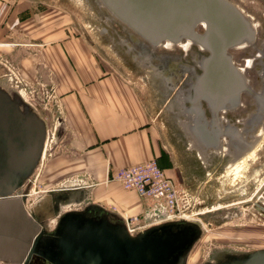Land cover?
Listing matches in <instances>:
<instances>
[{
	"label": "rangeland",
	"instance_id": "obj_1",
	"mask_svg": "<svg viewBox=\"0 0 264 264\" xmlns=\"http://www.w3.org/2000/svg\"><path fill=\"white\" fill-rule=\"evenodd\" d=\"M238 1L261 21L256 42L263 44L264 0ZM68 36L83 37V45L106 66L105 72L131 84L145 102H153V118L170 136L168 149L182 160L185 180L176 185L181 190L184 221L196 222L203 228V236L193 247L188 264H202L217 249L237 253L264 249V212L259 208L264 206V136L260 150L249 158L240 179L232 180L225 171L229 155L211 158L210 154L211 161L206 167L197 151L189 146L188 137L182 138L178 121L184 118L173 101V91L168 88L169 77L174 75L169 65L179 63L181 69L195 66L198 48L192 46L185 51L186 47L179 45L173 51L160 49L151 56L150 47L115 21L98 0H0V96L31 117L33 125L37 122L43 135L35 159L24 171L19 170L20 177L13 186H0V195L13 200L29 193L35 198L44 192L67 191L63 186L79 184L77 177L83 172L74 165V132L63 103L66 95L59 91L61 84L56 70L45 55V50L58 44L47 39ZM239 58L245 61L247 56L241 53ZM164 70L166 73L168 70L167 75ZM84 187L87 185L78 188ZM94 198L110 210L119 211L102 199L98 191ZM29 204L30 201L26 204L27 216L37 221L35 214L39 208L29 212ZM222 210L228 211L214 217ZM202 215L209 216L206 222ZM133 217L125 215V222L135 230L143 229V218L134 222ZM26 226L35 229L39 225L26 222ZM14 257L0 255V264H16L14 261L18 264L23 260L22 256Z\"/></svg>",
	"mask_w": 264,
	"mask_h": 264
},
{
	"label": "water",
	"instance_id": "obj_2",
	"mask_svg": "<svg viewBox=\"0 0 264 264\" xmlns=\"http://www.w3.org/2000/svg\"><path fill=\"white\" fill-rule=\"evenodd\" d=\"M99 2L113 19L152 47L163 43L176 45L186 41L207 53L199 62L203 73L189 84L187 96L182 93L181 98L185 102L180 103L187 119L184 130L196 141V149L202 152L208 148H218L221 133L213 134L211 142H202L201 138H206L209 133L200 137L195 124L198 123L201 129L208 132L209 122L202 108L203 103L211 111L212 118L217 120L220 110H234L239 105L241 93L248 92L256 97L231 55L234 48L250 47L256 43L258 29L251 18L231 0ZM214 63L218 70L229 76L233 86V95L226 102H214L215 99L210 95L203 94L205 90L213 89L212 86L201 89V94L195 92L199 86H203L201 78ZM93 191L94 186H87L67 191L44 192L35 198L23 196L20 200L16 198L0 201V255L23 257L19 254V240L25 234L32 235L40 231L39 239L44 238L45 258L52 264H169L170 257L182 241H185L184 245L188 248L198 240L202 232L198 224H192L198 231L197 234H191L190 239L184 240L183 234L181 235L183 231L175 236L170 235L169 229L172 226L190 224L181 219H174L133 235L126 223L114 226L107 221H96L93 216H87L92 213L94 215L97 211L109 213L104 205L94 201ZM28 200L29 212L55 203L56 213L50 216L48 225H39L27 216ZM224 212L217 211L215 214ZM37 216L38 220L42 219L39 214ZM201 217L203 221H207L208 215ZM22 220L23 223L25 221L23 225ZM26 222L30 225L34 222L39 226L35 229L29 228ZM15 227L17 229L13 234L12 229ZM157 230L162 233L156 235ZM243 254L246 255L243 261L224 264H264V249ZM14 262L17 264V261ZM22 262L23 260L18 264ZM212 264L219 263L213 261Z\"/></svg>",
	"mask_w": 264,
	"mask_h": 264
},
{
	"label": "crops",
	"instance_id": "obj_3",
	"mask_svg": "<svg viewBox=\"0 0 264 264\" xmlns=\"http://www.w3.org/2000/svg\"><path fill=\"white\" fill-rule=\"evenodd\" d=\"M61 39H47L58 44L45 50V55L56 70L59 91L66 95L63 103L74 132V165L83 172L77 177L79 184L63 187L94 186V201L98 191L122 216L144 220L150 205L108 177L121 168L157 160L178 185L185 180L182 160L168 149L170 136L155 122L153 102H145L131 84L105 72L106 66L83 45V37Z\"/></svg>",
	"mask_w": 264,
	"mask_h": 264
},
{
	"label": "flooded vegetation",
	"instance_id": "obj_4",
	"mask_svg": "<svg viewBox=\"0 0 264 264\" xmlns=\"http://www.w3.org/2000/svg\"><path fill=\"white\" fill-rule=\"evenodd\" d=\"M248 48L252 49L241 50L237 52L235 56L233 54L232 59L236 67L244 76L247 84L256 94V97H253L248 92L241 93L239 105L234 110H220L217 120L212 118L211 111L206 106V104L203 103L202 106L205 110V116L209 122L207 130L212 131L213 134L216 132L221 133L218 138L219 143L222 137L228 139V147L222 148L220 143L218 148H208L205 151L200 152L204 158L209 157L208 155L210 154V151H218L222 148L221 152H217L216 156L224 155V157H226V154L227 156L229 155V158H231L229 161L234 160L235 157L233 154L241 156L247 152L251 146L256 143L258 129L264 128V43L261 44L256 42L253 46ZM203 53L204 52L198 49V52L195 54L193 60L195 66L187 65L185 67L183 66L181 69L178 68L179 63L177 66L176 64L172 63L169 65L170 71H172L174 75L172 78L169 77L168 88L169 90L173 91V101L176 102V105L178 104L180 109V102H185L182 101V93L186 94L189 84L195 81L201 72L199 62L205 56ZM241 53H245L247 56L245 61L240 60L239 55ZM239 65L244 66L241 68ZM174 66L176 67L172 70ZM164 73H166V70H164ZM201 74L202 73H200V75ZM220 80L222 81L223 86H220ZM213 88V99H215L214 102H226V100L231 98L233 95V86L229 80V76L218 69L214 75ZM187 106L189 105L187 104ZM180 115L185 119L183 111L182 114L180 112ZM186 121L187 119L185 122ZM42 137L43 135L37 122L33 125L31 123V117L23 115L20 112L18 106L13 104L11 100L0 96V186L2 185L9 187L13 186L14 183L17 182L18 178L20 177L19 170L24 171L25 168H27V166H29L30 163L35 159L41 145ZM226 148H228V151H226ZM207 160L211 161L209 158ZM13 177L14 179H11ZM23 196L29 197L31 194L22 193L17 197H13L12 199L22 198ZM8 197L9 196L0 195V201L5 202L9 200ZM28 202L29 200L27 203ZM255 204L257 205V203ZM105 208L109 211L108 214L106 212L97 211L94 215L92 213L87 216H93L96 221H107L109 224L114 226L126 223L124 216L116 211L110 210L107 207ZM259 208L262 212H264L263 205H259ZM227 211L228 210H226L224 214L227 213ZM55 213L56 205L54 202L44 205L37 211V215L39 214L42 219L38 220L36 218V222L43 224L45 223L48 225L50 216ZM220 214L221 213L214 214V217ZM37 215L36 217H38ZM184 222H188L190 224H186L185 226H172L169 229L170 235L175 236L183 231L181 235L183 234L184 240H187L190 239L191 234H197L198 228L192 225L197 224L196 222L190 220ZM161 224L152 225L141 230H136L131 232V234L134 235L147 228L157 227ZM198 225L202 228L200 224ZM16 229L17 227L12 229L13 234H15L14 230ZM161 233V230H157L155 234L160 235ZM39 236L40 231L32 235L25 234L19 240V254L23 255V262L21 264H52L47 258H45V249L43 248L44 238L39 239ZM202 236L203 228L198 240L188 248L185 247L186 244L184 245L185 241H182V244L170 257L169 264H188L193 247L200 241ZM245 256L246 255L243 253L241 254L228 250L217 249L213 250L209 258L206 259L202 264H212L213 261L219 264L238 263L243 261Z\"/></svg>",
	"mask_w": 264,
	"mask_h": 264
},
{
	"label": "built area",
	"instance_id": "obj_5",
	"mask_svg": "<svg viewBox=\"0 0 264 264\" xmlns=\"http://www.w3.org/2000/svg\"><path fill=\"white\" fill-rule=\"evenodd\" d=\"M108 181L117 182L123 190L135 193L150 205L145 214L143 229L168 220L186 218L182 210L181 190L157 160L121 168L111 174ZM132 219L138 222L140 217ZM126 225L132 232L136 231L129 223L126 222Z\"/></svg>",
	"mask_w": 264,
	"mask_h": 264
},
{
	"label": "bare ground",
	"instance_id": "obj_6",
	"mask_svg": "<svg viewBox=\"0 0 264 264\" xmlns=\"http://www.w3.org/2000/svg\"><path fill=\"white\" fill-rule=\"evenodd\" d=\"M99 2V0H98ZM233 3H235L239 8H241L245 14H247L251 20L253 21V23L255 24V26L258 28V31H257V38H258V33H260L261 29H262V26H261V21L257 18V16L253 15L248 9H246L247 6H244L243 3L241 1H238V0H233ZM100 6L103 7L101 5V3L99 2ZM104 8V7H103ZM105 9V8H104ZM115 20V19H114ZM117 21V20H115ZM119 22V21H117ZM120 23V22H119ZM121 24V23H120ZM128 29V28H127ZM134 33V32H133ZM135 34V33H134ZM136 35V34H135ZM138 37V36H137ZM140 38V37H139ZM141 39V38H140ZM142 40V39H141ZM134 41H138V39H135L134 38ZM257 41V39H256ZM142 44L146 45V46H149L150 47V52L149 53L151 56L152 55H155L160 49H165V50H170V51H173L175 50V48L178 46H182V47H186L185 48V51L189 50L190 47H192V45H190L188 42L186 41H183L179 44H176V45H169V44H166V43H163L157 47H152L150 46L148 43H146L144 40H142ZM180 45V46H179ZM245 49H248V47H237V48H234L232 51H231V55L233 57V54L235 56V54L238 52L237 50H245ZM203 52V50H200ZM118 54V53H117ZM118 57L120 58V56L118 55ZM121 59V58H120ZM242 68V67H241ZM201 69V68H200ZM217 68H216V65L215 63L214 64H211V67L205 72V74L203 75V77L201 78V81L203 82V86H199V89H197L195 92L196 93H199L201 94L203 90L201 89H204V88H211V86L213 87V84H214V75H215V72H216ZM201 73H203V70L201 69ZM200 75V73H199ZM198 75V76H199ZM221 81V80H220ZM226 81V80H225ZM212 83V84H211ZM209 84V85H208ZM221 85L220 86H223L222 85V81L220 83ZM226 85V84H225ZM225 88V87H224ZM214 89V88H213ZM213 89H209V90H205L203 92V94H208L211 96V98H213ZM187 96V94H186ZM192 97V96H191ZM194 98V96L192 97ZM192 102H194L193 99H190ZM203 102V101H202ZM180 108V107H179ZM203 108V106H202ZM180 112L182 114V111L180 109ZM185 119H182V120H179V127L184 130V123H185ZM195 129H199V136L200 137H203L205 133H209L208 136H206V138H201V141H207V142H211L210 140H213L214 136H212V131H205L204 129H201L200 128V125L198 123L195 124ZM185 131V130H184ZM257 135H256V138L258 139L256 141L255 144H253V146H251V148L245 152L244 154H242L241 156H238V157H235L234 160H231V161H228V164L225 166V171L227 172V174H230L231 177H232V180H235L237 177L240 179V173L243 171L244 168H246V166L248 165V160L249 158H253L256 154V152L258 150H260V143H261V140L263 139V137H261L262 135L264 136V128H260L258 129L257 131ZM187 137H188V140H189V146L191 148L194 149V151H197L195 148L196 146V141L189 136V134L187 132L184 133ZM254 136V135H253ZM223 138V137H222ZM221 138V139H222ZM220 139V143L222 145V143H225L226 146L225 147H228V139L227 138H223L222 140ZM223 148V146H222ZM222 148L220 150H222ZM218 150V151H220ZM226 151H228V148H226ZM198 156L199 158L204 162L205 166L207 167L208 166V163L209 161L207 160V158H204L198 151ZM210 154H213L211 155V158L214 157L216 154H217V150H213V151H210ZM209 154V155H210ZM208 155V156H209ZM208 161V162H207ZM244 173V172H243ZM235 183V182H234ZM65 190H69L68 188H66ZM71 190V189H70ZM125 218V217H124ZM182 220H185L186 218H181ZM132 232V229L129 228Z\"/></svg>",
	"mask_w": 264,
	"mask_h": 264
}]
</instances>
